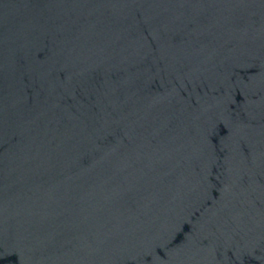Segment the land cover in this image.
Returning a JSON list of instances; mask_svg holds the SVG:
<instances>
[{
  "label": "water",
  "instance_id": "95a60500",
  "mask_svg": "<svg viewBox=\"0 0 264 264\" xmlns=\"http://www.w3.org/2000/svg\"><path fill=\"white\" fill-rule=\"evenodd\" d=\"M0 264H264V0H0Z\"/></svg>",
  "mask_w": 264,
  "mask_h": 264
}]
</instances>
